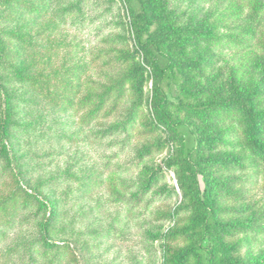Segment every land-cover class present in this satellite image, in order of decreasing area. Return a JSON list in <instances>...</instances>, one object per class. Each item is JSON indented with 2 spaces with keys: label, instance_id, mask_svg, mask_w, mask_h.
<instances>
[{
  "label": "rangeland",
  "instance_id": "374dc122",
  "mask_svg": "<svg viewBox=\"0 0 264 264\" xmlns=\"http://www.w3.org/2000/svg\"><path fill=\"white\" fill-rule=\"evenodd\" d=\"M254 2L154 0L144 41L170 27L180 68L152 66L139 47L144 0H0V118L12 123L8 156L0 144V264H173L200 241L186 231L197 208L184 153L196 140L202 191L203 167L240 179L221 198L226 229L211 230L232 247L222 261L263 258V163L240 112L221 122L201 106L256 87L264 109V0ZM160 105L195 135L169 132ZM227 155L241 164L212 160Z\"/></svg>",
  "mask_w": 264,
  "mask_h": 264
},
{
  "label": "trees",
  "instance_id": "16d2710c",
  "mask_svg": "<svg viewBox=\"0 0 264 264\" xmlns=\"http://www.w3.org/2000/svg\"><path fill=\"white\" fill-rule=\"evenodd\" d=\"M143 2V0H141ZM154 0H144V15L142 16L144 22L138 27V44L139 47L147 52L152 66H157L160 60L165 61L169 67H174L176 64L182 68L187 66L185 64L177 63L174 55L167 48V39L171 36L168 32L171 31L170 27H161L159 30L155 31L154 34H150L148 38L144 41L143 35L148 33L150 27L152 15L148 12V9L153 8ZM259 0H255L254 3H258ZM177 32V31H176ZM149 34V33H148ZM168 34V35H167ZM152 49H155L153 52ZM187 55V54H186ZM185 55V56H186ZM184 60H188L184 57ZM189 62V61H188ZM190 66H196V64L191 61ZM253 92H247L243 88H235L233 94L222 99L219 97L217 100L205 103L202 106L206 114L210 116H217L221 122L227 121V119L235 113H241L243 135L246 138L249 150L254 156H258L262 161L264 166V109L259 106L257 95V88L252 89ZM109 97L102 98L100 104L98 105V110H102L103 107L108 102ZM162 106L160 105V116L159 121L163 124L169 125V132H176L178 128H186L190 134L195 135V132L190 128V125L183 121H178L173 124L169 121V117L163 113ZM159 110V108H158ZM134 118H129L126 124L133 123ZM11 125V127H10ZM12 131V123H9L6 116L0 118V144H2V151L8 156L10 153V148L7 140L10 139ZM188 134V133H187ZM186 134V135H187ZM189 134V135H190ZM209 137V143L215 144L217 137L214 135V130L212 129V134ZM183 142V139H181ZM204 140H196L195 147L192 149H187L184 153V162H186V175L191 182L193 188L196 192V212L190 222L186 227V231L192 236L196 233V236L200 240L197 246L191 245L185 250H180L176 253L175 260L173 264H188V262L194 257L195 261L193 264H204L203 253L200 252L204 250L207 255L208 264H243L242 262L224 260L222 261V253L232 252V247L219 244V240L216 236H213L211 230L216 228V232L219 229H226V227L219 222L220 209L222 208L221 198L223 196H228V192L232 183H237L240 181L238 177L218 180L210 177L206 172V168L201 169V174L205 178V190H201L198 174L200 169L197 164H200V159L194 161V158H199L203 151ZM214 162H218L225 169L233 165L236 169L237 166L241 164V159L235 155L221 156L218 159H212ZM146 183V182H141ZM180 186L184 188L185 182L179 180ZM151 184L147 181L146 185L143 186V190L139 193V196H148L151 188ZM221 194V195H220ZM217 206V208H216ZM213 227V228H212ZM211 228V229H210ZM210 229V230H209ZM253 264H264V256L260 260L254 262Z\"/></svg>",
  "mask_w": 264,
  "mask_h": 264
}]
</instances>
